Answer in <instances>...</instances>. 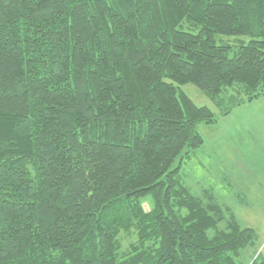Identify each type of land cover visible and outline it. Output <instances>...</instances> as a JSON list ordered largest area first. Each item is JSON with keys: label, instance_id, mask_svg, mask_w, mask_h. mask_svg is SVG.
I'll return each mask as SVG.
<instances>
[{"label": "trees", "instance_id": "1", "mask_svg": "<svg viewBox=\"0 0 264 264\" xmlns=\"http://www.w3.org/2000/svg\"><path fill=\"white\" fill-rule=\"evenodd\" d=\"M187 84L264 98V0H0V264H264L172 169L217 122Z\"/></svg>", "mask_w": 264, "mask_h": 264}, {"label": "rangeland", "instance_id": "2", "mask_svg": "<svg viewBox=\"0 0 264 264\" xmlns=\"http://www.w3.org/2000/svg\"><path fill=\"white\" fill-rule=\"evenodd\" d=\"M218 44L234 50L248 43L247 36L216 37ZM181 90L199 107H207L217 122L197 125L203 144L190 151L189 157L177 158L182 183L197 197L208 192L226 216H233L241 227L256 233V244L244 251L245 262L264 260V98L240 104L241 95L230 89L218 104L193 84ZM229 112L227 115L224 113ZM188 151L186 148L183 154ZM154 206L151 196L143 207Z\"/></svg>", "mask_w": 264, "mask_h": 264}]
</instances>
